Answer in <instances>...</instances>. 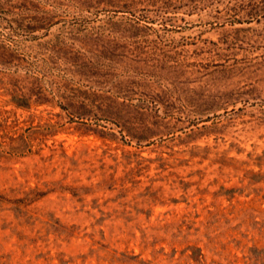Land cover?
I'll return each instance as SVG.
<instances>
[{"label": "rangeland", "instance_id": "374dc122", "mask_svg": "<svg viewBox=\"0 0 264 264\" xmlns=\"http://www.w3.org/2000/svg\"><path fill=\"white\" fill-rule=\"evenodd\" d=\"M0 264H264V0H0Z\"/></svg>", "mask_w": 264, "mask_h": 264}]
</instances>
